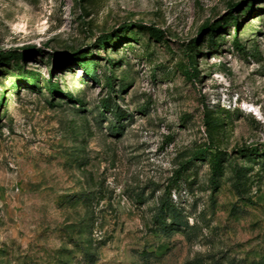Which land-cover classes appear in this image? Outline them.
Listing matches in <instances>:
<instances>
[{
	"label": "rangeland",
	"instance_id": "374dc122",
	"mask_svg": "<svg viewBox=\"0 0 264 264\" xmlns=\"http://www.w3.org/2000/svg\"><path fill=\"white\" fill-rule=\"evenodd\" d=\"M0 264H264V0H0Z\"/></svg>",
	"mask_w": 264,
	"mask_h": 264
},
{
	"label": "trees",
	"instance_id": "16d2710c",
	"mask_svg": "<svg viewBox=\"0 0 264 264\" xmlns=\"http://www.w3.org/2000/svg\"><path fill=\"white\" fill-rule=\"evenodd\" d=\"M232 19L236 23L235 25L238 26L237 18L234 15L232 16ZM224 23H226V21H224L223 24H221L220 26L224 25ZM217 27H218L217 24L216 25H213L211 27V30L210 31H211V36L212 37L214 36V32H215V30H216ZM98 43L101 46L102 45L105 46L106 43H107V40H106L105 37H103V38L99 39ZM234 43H235V45L238 48H244L240 44L238 38L235 39ZM214 45H216V44H214ZM13 56L14 55H10L9 58H11ZM85 71H86V73L90 77H92L95 80H98V77H99V74H98V64L96 62H87L86 66H85ZM193 71L194 72H193L192 75L197 77L196 70L194 69ZM106 83H107V85L109 87H113V85H114L113 78L111 76H108L106 78ZM111 103H112V100L111 99H107L106 101H104V106L106 108H110L111 109V107H112ZM115 114L119 118L122 117V114H118L117 110L115 111ZM208 123L211 125V122L210 121H208ZM206 152H208V150H204V151L203 150H200L199 152L195 153L194 155H195V157H199L201 159L208 158L209 161H210V163H211V165H212V170L214 172V175H216V177H217V176H219L220 171L222 170V159H223L222 154H223V152L222 151H218V152H216L214 154H210V155L206 154ZM160 211H161V214L163 215V217H164L165 213H167V212L169 214H172L175 223H177L179 226H182L183 225L182 224L183 223V220H182V216H181L182 213L181 212H178L176 206L173 203H171L169 201H164L162 203V205H161ZM160 223L166 225L167 224V221L166 220H161ZM185 223L186 222H184V224Z\"/></svg>",
	"mask_w": 264,
	"mask_h": 264
}]
</instances>
